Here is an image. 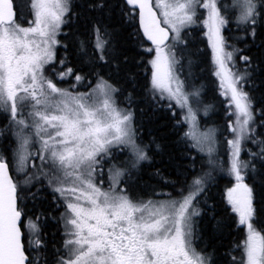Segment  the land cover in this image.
Returning a JSON list of instances; mask_svg holds the SVG:
<instances>
[{"label":"snow or ice","instance_id":"obj_1","mask_svg":"<svg viewBox=\"0 0 264 264\" xmlns=\"http://www.w3.org/2000/svg\"><path fill=\"white\" fill-rule=\"evenodd\" d=\"M28 3L25 17L16 0H0V264H264V0ZM197 24L206 29L225 99L223 130L197 131L201 108L208 116L215 107L203 104L202 86L186 85L194 75L186 29ZM231 24L240 35L225 34ZM252 48L260 54L249 55ZM133 49L140 67L151 57L147 98L169 109L174 102L182 117L176 124L188 125L176 141L184 149L175 178L154 174L175 192L166 199L135 192L152 145H160L138 135L134 92L105 79L123 72L136 86L127 70ZM89 77L96 78L91 91H69L91 84ZM217 175L232 185L225 213L246 230L240 260L229 250L222 262L214 247L197 244L206 218L215 221L214 234L232 226L209 202ZM49 220L62 222L60 244L57 230L44 231Z\"/></svg>","mask_w":264,"mask_h":264},{"label":"trees","instance_id":"obj_2","mask_svg":"<svg viewBox=\"0 0 264 264\" xmlns=\"http://www.w3.org/2000/svg\"><path fill=\"white\" fill-rule=\"evenodd\" d=\"M16 4L18 8H20L25 17H29L30 11L28 9V5L26 0H16ZM65 31H68V28L65 27ZM232 30V28H231ZM237 30V29H236ZM188 33L187 39L189 41V49L192 53V60L194 61L193 65V73L192 81L194 84L198 86H202V102L203 104H212L214 105L213 112H211L208 116L201 118V123L204 127H214L217 126L223 130L226 128V117H225V99L220 95L218 91V86L216 84V78L212 74L210 76V56L211 51L209 49L208 42L205 38L204 30L201 26H195L193 28L187 29ZM240 35L237 31L234 32V35ZM63 39V36L60 37ZM236 47L244 48V44L242 41H234ZM132 46H130L131 48ZM138 49H133L129 52V55L134 59L130 60L128 65V71L132 72L136 76V86L132 87L131 81L125 82L126 77L122 72L120 77L117 78L115 76L109 77L105 74V79H109L110 82L116 83L119 86L127 89L128 91L134 92L135 95V103L132 105L133 110L135 112L134 123L138 130V135L144 143H149L155 138V143L160 145V150L157 151L155 149V144L152 145V151L154 154L153 161L151 164L145 163L143 165V171L141 173V178L137 182V188L135 192L143 196L144 199H160L167 198V194L172 192L175 195L173 189L165 185L162 180L156 175L157 170L160 171L163 176H171L175 178V172L173 170V163L180 162V152L184 149L183 144H177L176 141L180 139V137L184 136V133L187 131V125H177L176 119L181 118V111L173 105L172 109L167 107H161L153 103V101L148 97L147 88L150 87V77H151V65L147 63L150 56H144V66L140 67L139 62L140 58L136 56ZM249 55H259L260 52L257 48H252L251 51L248 52ZM58 56L63 55V49H58ZM70 59H72L70 57ZM74 62V59H73ZM237 62L239 61V54H237ZM187 64V60L183 62ZM240 64V65H241ZM183 70V69H182ZM95 77H89L91 84H83L85 90H89L95 86ZM260 77H257V82L259 83ZM68 81L62 82V84H66ZM69 84V83H67ZM82 87V86H81ZM247 88V86H246ZM261 89L264 90V85L261 86ZM219 95V96H218ZM118 103L120 107H125L127 102L124 100V94H120ZM168 101H161L162 105H166ZM144 111L141 112L140 109ZM176 112V117L172 116V112ZM4 121L0 119V127H2ZM227 135H231L230 133H226ZM218 139L223 141V137L218 133ZM191 143V141H188ZM223 143V142H222ZM224 144V148L220 150V155L226 158V143ZM193 155H198L195 149H189ZM174 156L175 161L170 162L169 157ZM206 158V157H205ZM243 158V154H242ZM197 170H199V165L197 166ZM191 176V173H189ZM229 177L226 175H217L216 181L213 184L211 189V199L210 203H214L216 205V214L217 219L224 218L228 224H231V227L225 228L222 233L213 232V226L215 221L211 219V217L206 218L205 222L201 224V228L203 231V241H198L197 244L199 246H203V244H208L209 249L211 250L213 247L217 250V257L222 260V262H227L230 260V257L224 255L225 252L231 250L232 254L237 257L238 260L243 256V241L246 239V230L242 228V226L236 225L231 217L233 214L229 211L225 213L224 209L227 206L226 202V188L232 186L229 184ZM234 183V181H233ZM152 188H155V195L152 193ZM49 201H51V197H49ZM47 210V209H46ZM63 211V208H59L55 210V215L59 216ZM53 230H57L56 241L58 244L62 242V233H63V225L62 222L60 224H56L49 220L44 228L45 232L51 233ZM259 230V229H258ZM264 234V232H262ZM50 238V237H49ZM239 245V247H238Z\"/></svg>","mask_w":264,"mask_h":264},{"label":"rangeland","instance_id":"obj_3","mask_svg":"<svg viewBox=\"0 0 264 264\" xmlns=\"http://www.w3.org/2000/svg\"><path fill=\"white\" fill-rule=\"evenodd\" d=\"M26 2H27V5H28V9H29V11H30V7H29V3H28V0H26ZM195 26H201V28H203V25L202 24H197V25H195ZM195 26H193V27H195ZM192 27V28H193ZM187 30V29H186ZM203 30H204V34H205V32H206V29L205 28H203ZM205 38H206V40H207V42H208V39H207V36L205 35ZM209 49L211 50V48L209 47ZM189 52H190V50H189ZM240 62H237V65L238 66H240ZM186 65V64H185ZM187 72H188V70H187V67H185V68H183V70L181 69L180 70V76H181V79H184L186 76H187ZM214 75V74H213ZM215 76V75H214ZM215 78H216V84H217V86H218V91H219V93H220V90H219V81H218V79H217V77L215 76ZM193 79H192V77H189L188 78V80L186 81V85H190V84H194V82L192 81ZM67 83H69V81L68 82H66V84H64L63 86L64 87H68L69 86V84H67ZM196 85V84H195ZM82 86V87H81ZM197 87H200V86H198V85H196ZM95 87V86H94ZM69 91H72V92H76V91H80V92H88V91H91V89H89V90H85V87H83V85H78L76 88H69ZM219 96V95H218ZM224 98V97H223ZM201 99H202V95H201ZM173 105H175L174 104V102H173ZM177 109H179L178 107H176ZM180 110V109H179ZM181 111V110H180ZM211 112H213V110L212 111H210L209 112V114L211 113ZM208 114V115H209ZM202 117H206V116H204V114H203V110H202V108H201V111H200V113H199V127H198V129H197V131L198 132H203V131H205L206 130V128L207 127H204L203 125H202V123H201V118ZM187 125V124H186ZM208 128H211V127H208ZM187 131H188V125H187ZM224 144L223 143H221L220 145H219V153H220V150H222L224 147ZM105 187H107V183H105V185H104ZM160 199H164V198H160Z\"/></svg>","mask_w":264,"mask_h":264},{"label":"flooded vegetation","instance_id":"obj_4","mask_svg":"<svg viewBox=\"0 0 264 264\" xmlns=\"http://www.w3.org/2000/svg\"><path fill=\"white\" fill-rule=\"evenodd\" d=\"M230 28H232V30H231L230 32L226 30L225 34L231 37L232 35H234V32L237 31V30H236L237 28L235 27L234 24H231V25H230ZM238 35H239V34H238ZM234 41H236V40H232V39H230V40H229V43H230V44H233ZM229 50H231V49H229ZM210 51H211V50H210ZM210 53H211V52H210ZM210 58H211V59H210V70H211V71H210V76H211V75L213 74L212 53H211ZM83 87H84V86H83ZM85 88H86V87H85Z\"/></svg>","mask_w":264,"mask_h":264}]
</instances>
